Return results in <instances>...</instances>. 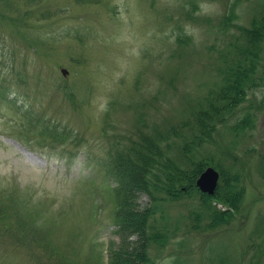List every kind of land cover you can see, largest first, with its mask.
I'll return each mask as SVG.
<instances>
[{
  "label": "rangeland",
  "instance_id": "rangeland-1",
  "mask_svg": "<svg viewBox=\"0 0 264 264\" xmlns=\"http://www.w3.org/2000/svg\"><path fill=\"white\" fill-rule=\"evenodd\" d=\"M263 13L0 0V264H264ZM253 24L258 89L229 103L222 56Z\"/></svg>",
  "mask_w": 264,
  "mask_h": 264
},
{
  "label": "trees",
  "instance_id": "trees-1",
  "mask_svg": "<svg viewBox=\"0 0 264 264\" xmlns=\"http://www.w3.org/2000/svg\"><path fill=\"white\" fill-rule=\"evenodd\" d=\"M232 9V5H228L227 12L230 13ZM264 15V13H263ZM228 14L225 15V20H227ZM258 26L253 24L250 28L244 29L241 34L237 35L234 40L230 43V48L234 49L235 56L233 62L230 63V56H228V51H225L223 54V58L228 61V66L226 67L224 85L222 91L225 90L228 94H226V99L229 103H231L236 94L238 96L243 95V98L250 95L251 92L258 89L255 87L256 80H260L261 75L258 74L259 68L252 67L254 64L255 56L253 53L257 55L256 51V33L259 29ZM245 36L247 39V44L243 45L241 42V38ZM251 47L243 48V47ZM236 49L238 51H236ZM250 50V51H249ZM248 51V52H246ZM246 52V53H245ZM253 52V53H252ZM245 53V54H244ZM243 66H241L242 64ZM247 64V65H246ZM258 86V85H257ZM130 160L121 161V165H119L116 161V169L118 174L121 176L125 170H130L132 174H135L137 178L140 179V175L142 171L134 166H129L128 163ZM129 167V168H128ZM217 213L216 211H214ZM219 216V213H217ZM221 215V214H220Z\"/></svg>",
  "mask_w": 264,
  "mask_h": 264
},
{
  "label": "water",
  "instance_id": "water-1",
  "mask_svg": "<svg viewBox=\"0 0 264 264\" xmlns=\"http://www.w3.org/2000/svg\"><path fill=\"white\" fill-rule=\"evenodd\" d=\"M218 177L219 174L214 168L207 167L197 178L196 184L202 191L213 194L217 186Z\"/></svg>",
  "mask_w": 264,
  "mask_h": 264
}]
</instances>
